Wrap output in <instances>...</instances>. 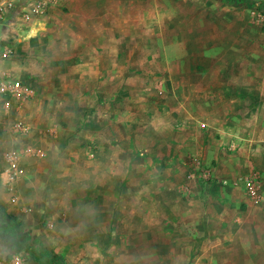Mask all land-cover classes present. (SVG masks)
Here are the masks:
<instances>
[{"label": "rangeland", "instance_id": "1", "mask_svg": "<svg viewBox=\"0 0 264 264\" xmlns=\"http://www.w3.org/2000/svg\"><path fill=\"white\" fill-rule=\"evenodd\" d=\"M57 2L33 42L0 20L25 88L0 92V169H42L22 193L0 171V264H264L263 1Z\"/></svg>", "mask_w": 264, "mask_h": 264}, {"label": "built area", "instance_id": "2", "mask_svg": "<svg viewBox=\"0 0 264 264\" xmlns=\"http://www.w3.org/2000/svg\"><path fill=\"white\" fill-rule=\"evenodd\" d=\"M264 3V0H262ZM24 4L29 10L23 14L25 23H33L35 19L40 17L44 11L45 0H0V20H7L8 17ZM257 20L264 25V9L255 12ZM2 57L5 60L15 59L17 54L11 48H5L2 52ZM25 91L24 86L18 80L13 79L10 74H5L0 83V92L4 95L10 94L15 96ZM20 131L27 132V128L21 125L16 126ZM4 168L2 176L6 187L10 192L14 191L18 181L22 179L26 173L24 153L18 150H8L3 155Z\"/></svg>", "mask_w": 264, "mask_h": 264}, {"label": "crops", "instance_id": "3", "mask_svg": "<svg viewBox=\"0 0 264 264\" xmlns=\"http://www.w3.org/2000/svg\"><path fill=\"white\" fill-rule=\"evenodd\" d=\"M57 1L58 0H45V7H44V11H43L42 15L40 17H38L37 19H35V21L33 23H30V24L25 23L23 20V14L29 10L28 6H25L24 4H22V6H20L17 10H15L10 15V18L8 19L9 22H7V24H8L7 26L9 28H13L14 30H16V32L18 33L17 36L19 37L18 42L21 41L20 38H23V41L26 39V40H29L30 42H33V41H35V39L37 37H39L43 33V31L49 29L52 26L51 25V18L53 17V12L55 10L54 4L58 3ZM30 44L31 43L24 42V44L22 46H20L19 51L24 53L26 51L25 47L29 46ZM8 48H10V47H8ZM11 49L17 54V51L14 48L11 47ZM231 89L232 88H226L223 91H229ZM261 89H263V91L259 92L258 90H256V93L260 94L258 96L259 105L264 106V97L261 94V93H264V87H261ZM234 91H236V90L234 89ZM56 136H57V134H56ZM24 161H25V164L27 165L26 173H25L24 177L22 179H20L17 183L18 189L20 190L21 193L24 189H26V187L30 188L31 185L34 184L33 172H35L38 167L39 168L41 167L40 164L38 163V160H32L31 157L30 158L25 157ZM3 168H4V161L2 158L1 169H0L1 181H2L3 185L6 186L4 183V180H3V176H2ZM40 170L42 171L41 168H40ZM37 174H38V176H36L37 180H40V179L43 180V176L39 175V173H37ZM20 204L23 207L26 206L25 203H20ZM24 209H26V208H24ZM202 249H203L202 252H205L208 254L219 253L222 256H224L223 259L227 260V261L235 259L233 257L234 256L233 254L236 252L233 251L232 246L227 245V244H222L219 246L217 245V246H213V247L208 246V247H204ZM198 259H199V257L196 259V262H197L196 264H201V259H199V260ZM234 261H237V264L239 263L238 260H234ZM247 261L248 260H245V262H247ZM204 264H206L205 261H204ZM208 264H211L210 261L208 262Z\"/></svg>", "mask_w": 264, "mask_h": 264}]
</instances>
